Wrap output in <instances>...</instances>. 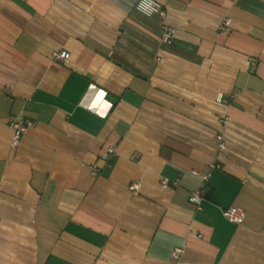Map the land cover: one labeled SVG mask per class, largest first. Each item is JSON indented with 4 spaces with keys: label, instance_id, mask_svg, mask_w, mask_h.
<instances>
[{
    "label": "crops",
    "instance_id": "obj_1",
    "mask_svg": "<svg viewBox=\"0 0 264 264\" xmlns=\"http://www.w3.org/2000/svg\"><path fill=\"white\" fill-rule=\"evenodd\" d=\"M136 1L0 0V264H264V0Z\"/></svg>",
    "mask_w": 264,
    "mask_h": 264
},
{
    "label": "built area",
    "instance_id": "obj_2",
    "mask_svg": "<svg viewBox=\"0 0 264 264\" xmlns=\"http://www.w3.org/2000/svg\"><path fill=\"white\" fill-rule=\"evenodd\" d=\"M136 8L146 15H153V14L159 15L161 19V41L165 44H173L175 42L177 29L174 26L167 23L168 13L166 6L164 4H162L157 0H137ZM230 26H231V20L229 18H226L223 20L222 24L220 25V28L222 30H227L230 28ZM53 56L55 59L59 61H65L67 59L66 52H54ZM217 100L220 102L224 101L225 98L223 94H219ZM34 123L35 122L33 120L24 117H17L9 123V126L12 129L13 147H16L19 144L22 136L27 132L28 128L32 126ZM217 140L219 142V147L223 149L225 146L223 135L221 134L217 135ZM115 155H116V147L114 145H109L102 155V158L104 160V167L111 166L112 158ZM219 167H220L219 164L211 165L212 169H216ZM90 168L93 174H98L101 171V168L98 166L96 162H93L90 165ZM193 173H197V172L193 171ZM209 176L210 174L204 175L203 181L206 182ZM161 185L163 187L177 186L179 185V179L170 180L169 178H162ZM140 188H141V184L136 182L130 184L129 186V189L134 193H137L140 190ZM203 196H204V188L201 187L197 190L192 191L189 199L191 202H194L197 205H199L203 199ZM222 214L226 220L232 223L240 224L243 223L245 220V212L242 209L232 205L223 208ZM182 253H183V248L181 247L174 248L172 252L173 259L178 260ZM98 264H103V263H98Z\"/></svg>",
    "mask_w": 264,
    "mask_h": 264
},
{
    "label": "clouds",
    "instance_id": "obj_3",
    "mask_svg": "<svg viewBox=\"0 0 264 264\" xmlns=\"http://www.w3.org/2000/svg\"><path fill=\"white\" fill-rule=\"evenodd\" d=\"M106 93L101 91L97 96H96V100H95V104L93 105V107H95L96 105H100L102 111H101V115L104 114L103 109L107 108V103L103 102L104 101V97H105Z\"/></svg>",
    "mask_w": 264,
    "mask_h": 264
}]
</instances>
